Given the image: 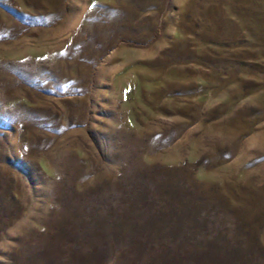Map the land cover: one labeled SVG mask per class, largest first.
Returning a JSON list of instances; mask_svg holds the SVG:
<instances>
[{"label": "rangeland", "instance_id": "rangeland-1", "mask_svg": "<svg viewBox=\"0 0 264 264\" xmlns=\"http://www.w3.org/2000/svg\"><path fill=\"white\" fill-rule=\"evenodd\" d=\"M0 264H264V0H0Z\"/></svg>", "mask_w": 264, "mask_h": 264}]
</instances>
